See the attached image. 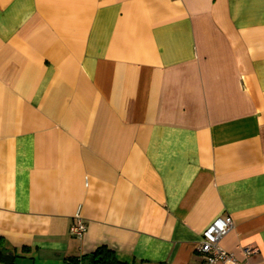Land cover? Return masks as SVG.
Listing matches in <instances>:
<instances>
[{
  "label": "crops",
  "instance_id": "crops-1",
  "mask_svg": "<svg viewBox=\"0 0 264 264\" xmlns=\"http://www.w3.org/2000/svg\"><path fill=\"white\" fill-rule=\"evenodd\" d=\"M227 216L264 264V0H0V247L201 264Z\"/></svg>",
  "mask_w": 264,
  "mask_h": 264
},
{
  "label": "built area",
  "instance_id": "built-area-1",
  "mask_svg": "<svg viewBox=\"0 0 264 264\" xmlns=\"http://www.w3.org/2000/svg\"><path fill=\"white\" fill-rule=\"evenodd\" d=\"M233 226L232 218L216 217L201 232V238L197 246L198 253L202 256L201 264H250L247 260H238L232 253L228 252L219 245L221 238ZM86 230L85 223L76 214L69 227L71 235L81 238ZM253 250H247L246 256Z\"/></svg>",
  "mask_w": 264,
  "mask_h": 264
},
{
  "label": "trees",
  "instance_id": "trees-1",
  "mask_svg": "<svg viewBox=\"0 0 264 264\" xmlns=\"http://www.w3.org/2000/svg\"><path fill=\"white\" fill-rule=\"evenodd\" d=\"M67 264H132L122 260L107 246L99 245L91 254L81 258H69Z\"/></svg>",
  "mask_w": 264,
  "mask_h": 264
},
{
  "label": "flooded vegetation",
  "instance_id": "flooded-vegetation-1",
  "mask_svg": "<svg viewBox=\"0 0 264 264\" xmlns=\"http://www.w3.org/2000/svg\"><path fill=\"white\" fill-rule=\"evenodd\" d=\"M17 262V257L12 251L0 247V264H16Z\"/></svg>",
  "mask_w": 264,
  "mask_h": 264
},
{
  "label": "rangeland",
  "instance_id": "rangeland-1",
  "mask_svg": "<svg viewBox=\"0 0 264 264\" xmlns=\"http://www.w3.org/2000/svg\"><path fill=\"white\" fill-rule=\"evenodd\" d=\"M16 264H26V263H24L22 261H18Z\"/></svg>",
  "mask_w": 264,
  "mask_h": 264
},
{
  "label": "water",
  "instance_id": "water-1",
  "mask_svg": "<svg viewBox=\"0 0 264 264\" xmlns=\"http://www.w3.org/2000/svg\"><path fill=\"white\" fill-rule=\"evenodd\" d=\"M10 253V252H9Z\"/></svg>",
  "mask_w": 264,
  "mask_h": 264
}]
</instances>
